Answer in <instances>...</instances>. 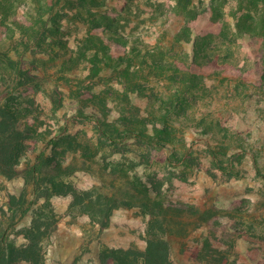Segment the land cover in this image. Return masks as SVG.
Masks as SVG:
<instances>
[{
	"label": "rangeland",
	"instance_id": "rangeland-1",
	"mask_svg": "<svg viewBox=\"0 0 264 264\" xmlns=\"http://www.w3.org/2000/svg\"><path fill=\"white\" fill-rule=\"evenodd\" d=\"M210 2L0 0V116L9 99L28 138L13 174L0 171V217L24 188L26 158L56 146L63 162L52 174L71 192L93 190L91 219L82 205L68 209L71 194L45 207L58 216L57 242L77 245L71 264L98 263L106 243L148 249L141 182L165 202L200 209L160 217L171 264H264V36H220L211 7L231 26L228 6L264 4ZM107 24L118 34L104 33ZM100 120L113 124L112 137ZM105 195L131 205L113 209L101 228ZM54 236L46 264H66L52 251Z\"/></svg>",
	"mask_w": 264,
	"mask_h": 264
},
{
	"label": "trees",
	"instance_id": "trees-1",
	"mask_svg": "<svg viewBox=\"0 0 264 264\" xmlns=\"http://www.w3.org/2000/svg\"><path fill=\"white\" fill-rule=\"evenodd\" d=\"M213 1L211 0L210 6ZM260 1L264 4V0H250L249 4L255 5ZM211 7L214 16L222 23L220 36H226L232 30L233 32L230 33L234 38L246 33H261L264 36V6H228L227 13L233 18L231 26L225 21L223 9L215 8L213 5ZM182 9L187 18L195 17L194 6L185 4ZM185 29L184 27L183 30ZM103 32L108 36L118 34L116 28L110 24L105 26ZM102 56L106 59L109 56L107 48L103 50ZM71 61H73L72 58ZM120 61V59L116 60L118 64ZM9 103V99H7L3 108L8 109L9 112L0 116V171L6 173L8 177L13 174L14 167L21 163L18 151L26 147L25 143L28 140V138H23L21 126L11 118L12 114L15 115L18 112V108L10 106ZM98 123L102 135H112V123H107L104 120H100ZM155 130L163 132L161 129L155 128ZM140 133L144 137L147 135L142 131ZM57 154L56 146H54L48 154L45 151H40L32 160L26 158L24 188L18 195L10 194L8 196L7 212L3 211L0 217V264H46V248L58 221L56 214L45 209L50 206L53 196L71 194L69 210L77 205H82L84 209L80 212L87 213L90 219L95 213V208L90 200L93 190L71 192L60 174H52V172L62 169L63 160H54ZM68 166L71 168L70 163L66 167ZM28 185H31L29 198H27L26 191ZM138 186L141 188L139 192L142 195V201L140 200L137 206L142 209V213L149 216L143 235L148 249L141 250L134 245L128 248H119L102 244L98 253L100 264H107L108 261H111V264H171L169 243L166 239L167 232L163 231V219L160 217H164L166 212L200 214L198 208L165 202L157 186H151L144 182L139 183ZM103 198L98 210L104 218L102 222L98 223L101 228L107 226L113 209L131 205L130 203H117L113 196L105 195ZM38 200L42 201V205L35 207ZM27 215H29V223L18 229L16 223ZM17 235L23 239L21 244H17L14 240V236Z\"/></svg>",
	"mask_w": 264,
	"mask_h": 264
},
{
	"label": "crops",
	"instance_id": "crops-1",
	"mask_svg": "<svg viewBox=\"0 0 264 264\" xmlns=\"http://www.w3.org/2000/svg\"><path fill=\"white\" fill-rule=\"evenodd\" d=\"M59 229L56 228L53 233H52V237L55 235V231H57ZM57 235V234H56ZM56 235L54 236V245H53V250L52 251H55L56 250V246L58 247V250H59V258L61 262H64L66 264H71L72 261H73V257H74V253L76 252L77 250V245L76 244H72V242H69L68 239H63V240H60L59 242H57V239H56ZM56 239V241H55ZM105 245L109 246V247H115L114 245L110 244V243H106ZM131 246V245H130ZM123 248H126V247H123ZM128 248V247H127ZM138 248V247H137ZM139 249V248H138ZM65 253H63V251ZM47 251L50 252L51 251V247L50 249L47 248ZM47 255V254H46ZM81 262L78 261L76 262L75 264H80ZM94 264H100V261L98 259V263H94ZM107 264H111V261H108Z\"/></svg>",
	"mask_w": 264,
	"mask_h": 264
}]
</instances>
